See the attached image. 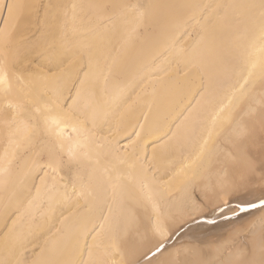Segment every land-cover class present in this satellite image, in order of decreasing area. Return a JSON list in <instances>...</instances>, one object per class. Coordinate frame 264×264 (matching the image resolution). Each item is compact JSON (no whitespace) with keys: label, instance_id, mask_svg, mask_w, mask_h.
I'll use <instances>...</instances> for the list:
<instances>
[{"label":"bare ground","instance_id":"obj_1","mask_svg":"<svg viewBox=\"0 0 264 264\" xmlns=\"http://www.w3.org/2000/svg\"><path fill=\"white\" fill-rule=\"evenodd\" d=\"M262 204L264 0H0V264H261Z\"/></svg>","mask_w":264,"mask_h":264},{"label":"rangeland","instance_id":"obj_2","mask_svg":"<svg viewBox=\"0 0 264 264\" xmlns=\"http://www.w3.org/2000/svg\"><path fill=\"white\" fill-rule=\"evenodd\" d=\"M225 204H226V207H230V204H229L228 202H226ZM225 204H224V205H225ZM227 204H228V206H227ZM221 207H222V209H221L220 207H217L218 209H217L216 207L211 209V210L214 209L213 212H216V211L218 212V210H219V215L221 214V215H220V216H221L220 218H219L218 213L216 212L218 216L216 215V219H215L214 217H215V214H216V213L214 214L211 210L208 211V212H206V213L204 214V216H205L206 218L209 216L210 218L215 219V220H214L215 223H214V222H213V219H210V218L208 217V220H207V221H209V220L211 221V220H212V222H213V223H212V222H208L209 225H210V223H212L211 225H213V224H217V223L219 224V223H221V219H223L224 217L229 216V217H227V218H224L225 220H223L222 222L226 221V219H229V218L233 217L234 215L236 216L237 213H238L237 216L241 213V211H240V209H239V206H236V208H238V211H237V209H236L235 212H234V209H235V208H234V205H231V207L229 208V209L232 208V210H231L232 212H229V213H231V214H229V213L227 212L229 209L227 210L226 208H225V209H226V212H225V214H224L225 209H223V207H225V206L222 205ZM216 209H217V210H216ZM220 209H221V212H220ZM229 211H230V210H229ZM210 212H211V213H210ZM208 213H209V214H208ZM235 213H236V214H235ZM207 214H208V215H207ZM213 214H214V216H213ZM210 215H211V216H210ZM212 216H213V217H212ZM223 216H224V217H223ZM230 216H231V217H230ZM217 217H218V218H217ZM195 219H197V221H198V218H195ZM195 219H194V217L192 218L193 221L190 219L193 223H192V222L190 223V220H188V221H187L188 223L186 222L187 224H186V223H185L186 225L184 224L183 227L186 228V230L184 229V232H183V233H185V232H187L188 230H190V229H187V228H190L189 226H193V227H195L196 224L193 225L194 222H197V221H195ZM219 219H220V220H219ZM189 223L192 224V225H190ZM204 223H206V222H204ZM188 224H189V225H188ZM206 224H207V223H206ZM193 227H191V229H192ZM190 231H191V230H190Z\"/></svg>","mask_w":264,"mask_h":264},{"label":"snow or ice","instance_id":"obj_3","mask_svg":"<svg viewBox=\"0 0 264 264\" xmlns=\"http://www.w3.org/2000/svg\"><path fill=\"white\" fill-rule=\"evenodd\" d=\"M262 207H264V204L261 205ZM161 249L159 246H157V252H159ZM156 253H153V255H155ZM261 264H264V261H261Z\"/></svg>","mask_w":264,"mask_h":264}]
</instances>
